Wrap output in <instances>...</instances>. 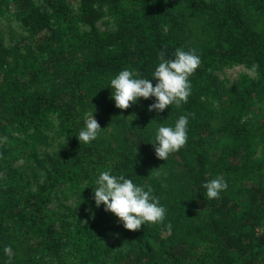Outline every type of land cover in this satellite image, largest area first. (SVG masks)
Returning a JSON list of instances; mask_svg holds the SVG:
<instances>
[{"label": "trees", "instance_id": "trees-1", "mask_svg": "<svg viewBox=\"0 0 264 264\" xmlns=\"http://www.w3.org/2000/svg\"><path fill=\"white\" fill-rule=\"evenodd\" d=\"M10 7L25 34L14 46L0 40V264L5 245L13 264H264V0H79L76 10L68 0H0V17ZM177 48L201 60L187 103L159 114L148 111L152 98L115 107L112 77L129 69L151 79L161 53L172 59ZM234 65L256 77L225 86L218 71ZM85 113L102 129L89 144L76 138ZM181 115L186 144L157 159L155 129ZM53 121L64 143L42 156L35 142L49 144ZM104 171L151 187L163 223L128 231L95 208ZM217 176L227 189L209 200L202 185ZM64 184L95 217L89 226L50 220Z\"/></svg>", "mask_w": 264, "mask_h": 264}, {"label": "clouds", "instance_id": "clouds-1", "mask_svg": "<svg viewBox=\"0 0 264 264\" xmlns=\"http://www.w3.org/2000/svg\"><path fill=\"white\" fill-rule=\"evenodd\" d=\"M201 64L199 55L194 50L177 48L172 59H161L151 74V79L133 75L129 69H123L109 81L111 99L115 107L121 110L136 105L141 99H154L148 111L162 113L169 106L180 107L187 103L191 94L190 77ZM155 81V85L153 82ZM188 115H181L173 126L160 124L155 129L154 141L150 143L159 160L166 161L170 154L178 152L188 139ZM102 129L94 118V113H85L83 126L76 138L79 143L89 144L98 138ZM96 187L92 189L94 206L106 213H111L117 222L128 231H137L141 226L163 223L166 208L153 195L151 187H142L125 178L113 175L110 171L100 172L95 179ZM209 200L218 199L227 189V182L217 176L202 185ZM171 230V224L166 226ZM3 253L8 257L7 264H13L12 248L5 245Z\"/></svg>", "mask_w": 264, "mask_h": 264}, {"label": "rangeland", "instance_id": "rangeland-1", "mask_svg": "<svg viewBox=\"0 0 264 264\" xmlns=\"http://www.w3.org/2000/svg\"><path fill=\"white\" fill-rule=\"evenodd\" d=\"M78 1L79 0H68L74 10H76L78 6ZM12 13L13 8L10 7L9 11L0 17V40L6 46L16 45L25 34L21 26L13 19ZM98 26L101 30L106 29V25L103 22H99ZM218 77L225 86L231 87L241 78H255L256 74L247 70L243 66L234 65L226 66L218 71ZM261 116V121L264 122V114ZM252 120L253 122L255 121L251 116L246 117L247 123L250 124V121L252 123ZM54 123L55 121L43 129L44 135L48 137L47 142H49V144L45 145L42 141L35 142V147L42 156L57 152L59 146L64 143L63 137L59 136L58 129ZM3 146L4 139L0 138V148H3ZM68 192L66 184L62 185L54 192L53 200L47 207L50 220L57 230L62 229L61 226L63 225V222L68 223L72 227L89 226L95 220V217L91 212L83 209L76 196L72 195V192ZM111 238L112 237H108L109 242L112 241Z\"/></svg>", "mask_w": 264, "mask_h": 264}]
</instances>
